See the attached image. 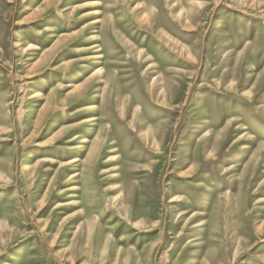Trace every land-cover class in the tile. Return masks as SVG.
<instances>
[{"label": "rangeland", "instance_id": "374dc122", "mask_svg": "<svg viewBox=\"0 0 264 264\" xmlns=\"http://www.w3.org/2000/svg\"><path fill=\"white\" fill-rule=\"evenodd\" d=\"M0 264H264V0H0Z\"/></svg>", "mask_w": 264, "mask_h": 264}]
</instances>
